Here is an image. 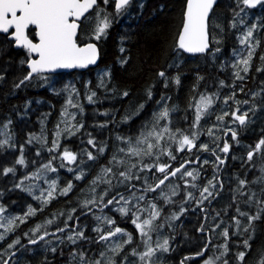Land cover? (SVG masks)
Wrapping results in <instances>:
<instances>
[{
	"label": "trees",
	"instance_id": "obj_1",
	"mask_svg": "<svg viewBox=\"0 0 264 264\" xmlns=\"http://www.w3.org/2000/svg\"><path fill=\"white\" fill-rule=\"evenodd\" d=\"M185 3L186 0H131L122 14H116L114 0L108 4L98 0L99 8L91 11L80 25L77 42H94L99 48V64L85 71L42 74L45 79L34 77L19 88L14 85L27 75L25 63L21 61L26 62L28 53L13 49L7 37L0 34V141H8L0 147V207L4 208V212L0 213V225L6 226L8 220L15 217L25 220L22 224L16 220L19 227L8 232L10 241L14 238L20 240L11 248L16 254L8 264H81L79 255L73 258L72 253L82 252V245L86 243L97 248L99 255L105 242L99 241V235L104 230H110V226L103 223L100 233L94 231L93 226L97 224L93 217L95 207L123 192L129 185L134 189L144 186L147 174H158L155 168L141 172L139 169L142 164H167L172 169L185 161L197 159L194 173H198V176L191 180L202 185L217 175L223 184L222 191L218 192L210 209L211 214L218 216V225L227 222L232 224L233 216H240L237 208L244 209L246 220L248 216H261L260 221H252L251 226H247L248 230H257V235L248 239V249L239 243L234 227L233 241L227 245V252L224 251L225 241H213L218 258L216 264H257L260 254L264 252V211H261L264 209V179H259L264 176L260 170L264 166V152H254L252 161H248L247 153L253 151L255 145L264 139V60H261V56H264V4L249 9L242 0H217L208 22L210 49L205 54L192 56L177 47ZM100 9L104 10L102 16L107 14L112 22L106 35L95 40L92 36L96 26V12ZM253 25H256L255 29H252ZM249 29L253 31L250 42L258 43L257 50L252 54L249 71L240 75L243 79H237L225 62L229 55L240 48L239 39ZM161 71L166 74L167 87L165 78L158 75ZM105 72L109 75H104ZM176 77H179V84L173 82ZM102 80L103 86H100ZM149 90L152 92L151 99L147 95ZM125 91L129 93L128 96H123ZM93 92L95 96L89 102L88 97ZM202 95L210 96L213 104L196 127H193L196 103ZM69 98L77 107L68 106L67 114L62 115ZM141 104L144 105L143 109H140L138 115H133ZM245 104L249 106L245 125L238 123L237 128L232 129L230 124L234 119L231 113L238 109V105ZM165 108L169 114L166 119L160 120L159 127L167 126L173 133L179 129L190 137L192 133H198L194 148L177 151L179 145L165 134L162 148L171 151L174 160L160 154L158 150H154L151 157L128 156L120 151L128 146L118 137L131 139L135 144L136 138L152 127L153 114ZM226 112L229 115L224 116L223 121H218L217 117ZM126 116L130 119L125 121ZM65 124L79 131L64 136L65 130L62 127ZM210 128L213 130L211 136L208 134ZM59 130L62 132V145L77 156L76 161L70 165H66L62 159L53 160V153L49 151L53 147L54 134ZM230 130L237 133L236 140H232ZM179 138L180 133H177ZM90 139L95 146L88 143ZM225 141L230 144L227 154L220 151ZM202 144H207L209 151L202 150ZM101 147L104 148L103 153L98 151ZM88 152L93 154L94 160L88 159ZM113 156L124 163L109 164ZM21 157L25 161L23 165L16 163ZM217 157L223 159L224 164H219ZM49 163L55 171L41 169L43 175L36 177L40 167ZM132 164L137 165L132 172L139 179L120 183L124 178L119 173L127 171ZM8 167H13L15 171L5 175L3 169ZM103 167L112 168V173L105 177L111 180V186L98 183L93 194L90 190L93 187L91 182ZM81 172L83 178L77 180L76 176ZM241 180L247 182L243 188L240 187ZM70 181L72 190L66 196L60 195V190ZM177 181L179 186L176 190L179 193L168 198L170 202L166 203L157 197L149 198L148 193L143 201L136 203L137 207L147 208L155 204L160 213L173 215L178 207L175 198L185 196L188 188L195 190L192 185L185 184L184 180ZM53 182L56 184L54 198L44 205L42 198L47 197ZM18 183L25 187H17ZM106 190L108 195L100 201L99 197ZM93 196L96 204L83 207V202L93 199ZM249 197L252 199L249 200ZM30 207L36 210L35 215L26 216ZM194 211L199 213L198 208H194ZM82 215L84 217L76 220ZM106 217L115 221L112 228L119 225L131 233L134 239L138 237L131 215L123 216L117 210H111ZM49 219L53 220L51 226L46 225ZM192 219L197 228L201 219ZM187 223L181 224L182 231ZM38 224L43 226L41 228L48 226L52 231L59 228L65 230L49 237L48 248L44 247L43 241L29 245L28 242L36 237L28 238L25 234ZM81 224L86 227L85 238H78L73 244L65 237V226L79 227ZM157 230L169 241L170 251L162 255L163 262L175 264L174 222L170 220ZM123 238L118 236L113 241L109 240L105 257L97 256L96 252L89 259L104 260L105 264L106 258L116 259L112 248ZM5 251L6 246L0 244V264L4 261ZM241 251L245 253L244 261L237 259ZM87 258L85 256V260Z\"/></svg>",
	"mask_w": 264,
	"mask_h": 264
},
{
	"label": "snow or ice",
	"instance_id": "obj_2",
	"mask_svg": "<svg viewBox=\"0 0 264 264\" xmlns=\"http://www.w3.org/2000/svg\"><path fill=\"white\" fill-rule=\"evenodd\" d=\"M104 4H108L110 0H103ZM131 0H114L115 12L116 14H122L124 10L130 5ZM216 3V0H187L186 10L183 14V27L179 33V39L177 43V47L179 49H183L185 52L188 53H203L209 49V38H208V19L209 13L213 9V5ZM242 3L247 8H255L257 5L264 4V0H242ZM99 5L97 4V0H0V33L7 34L8 38L14 41V45L19 48H23L28 53V60H27V67L30 69L27 75L23 77L19 83L15 84L14 87L19 88L21 85L25 84L26 81L32 80L34 77L45 79L42 76L43 73L53 71L55 69L60 68H84L90 64H95L98 58V51L95 44L88 43L87 45L81 47L77 43V30L80 27L79 21L81 18L87 19L85 17V13H88L90 9H98ZM104 12L103 9H100L96 12V26L93 31L92 38L95 40H100L102 36L106 35L107 29L111 25V20L107 14L102 16ZM234 26V25H233ZM256 25L252 26V29H255ZM30 29L34 32V36L30 38ZM249 29L246 35L241 39V43L245 44L252 37L253 31ZM34 40H38V42H34ZM249 54L248 57L245 59L240 60L238 63L243 64V71H248V65L251 60L254 48L250 45L249 46ZM124 49L122 48L121 51ZM219 51V49H217ZM33 54H35L38 58H33ZM261 60H264V56H261ZM126 61H122L124 63ZM21 63H25V61H21ZM260 71V69H257ZM104 75H109V73L105 72ZM161 78H165V87L168 86V81L166 78V74L161 71L158 73ZM237 79H243L239 75V72L236 73ZM174 83L179 84V77L174 78ZM223 84V82H221ZM103 86V80L101 81V85ZM129 93L125 91L123 96H128ZM149 99L152 98L151 90L147 93ZM95 96L93 92L92 95L88 97L89 102H92V98ZM159 103V102H158ZM227 103V100L225 101ZM239 103V102H237ZM244 103H247L245 101ZM213 104V100L210 96L202 95L200 100L196 103V119L193 124V127H196V124L200 121L201 117L207 113L210 106ZM77 107L76 104L73 103L72 99L69 98L67 101V105L65 108V112L62 115L67 114V107ZM144 105L141 104L139 108L136 110L133 115H138L140 109H143ZM82 110V109H81ZM239 109L235 112H232L231 115L235 121H238L240 125H245L247 121L248 113L245 112L243 114L238 115ZM168 109L165 108L159 113H154L152 118V127L148 129L146 132H142L139 137L136 138L135 144H133L131 139H125L122 137H118V139L123 140L125 144H127V149L121 148L120 151L125 153L128 156H135V157H142L148 156L151 157L154 155V150H158L160 154L167 155L171 159H175V156L172 155L171 151H168L167 148H162L161 142L164 140L165 134H168V139L175 141L179 147L177 151H182L185 148L191 150L196 146L195 141L198 137V133H192L191 137L189 135H184L180 132L179 129L176 130L175 133L171 132L167 126L162 128L159 127V122L161 119H166L168 117ZM229 115V113H224V115L218 116V121H223L224 116ZM130 119V117L126 116L125 121ZM79 131V129H76ZM231 131L232 140H236L237 133L234 130ZM177 133H180V138L177 139ZM59 131L57 132V136H59ZM74 134V133H69ZM208 134L211 136L213 135V130L210 128L208 130ZM7 140L0 141V147H3L7 144ZM89 144L95 146L93 140L88 141ZM59 146L58 140H53V148L49 149V151H55L56 148ZM146 146V147H142ZM264 139H261L256 145L253 151H249L247 153L248 161H252L254 157V152H264ZM200 148L204 151H209L207 144L200 145ZM99 152L103 153L104 148L101 147L98 149ZM223 153L227 154L230 151V144L225 141L223 143V147L220 149ZM39 154V153H38ZM213 155H215V151H213ZM62 160L67 161L68 163H73L76 161L77 156L73 152L65 149L61 156ZM264 158V156H262ZM88 159L94 160L95 157L91 152H88ZM157 160H159V155H157ZM219 164H224V160L217 157ZM115 162L117 165L123 164V160H117L115 156H113L112 160L109 161V164ZM17 164L23 165L25 163L24 159L21 157L17 159ZM185 163H182L180 167L172 169L170 165L167 164H142L140 167V171L144 170H151L155 168V170L159 173L163 174V178L158 180V183L155 186L149 185L144 189L145 192H156L157 189H160L161 185H164L166 181L169 180V177H175L178 173H181V170L184 169L182 175L191 177L195 180L198 176V173H194L193 171H187L185 168ZM204 163H208V161H204ZM63 166V165H62ZM136 164H132L128 167L127 171H122L119 173L121 177L124 179L120 181V183H124V181L131 180L133 178L139 179V176L133 175L132 169L136 168ZM43 169L55 171V169L51 168V164L43 165ZM261 172L264 173V166L261 167ZM15 169L13 167L4 168L3 172L5 175L8 173L14 172ZM71 171V169H70ZM112 173L111 167H103L101 169V173L98 174L93 181L91 182L93 187L90 189L91 192L95 193V185L98 183H106L111 186V180L105 179L106 176H109ZM27 178V177H26ZM83 172L76 176V179H82ZM259 179H264V176L260 177ZM187 184V181H185ZM240 187L243 188L247 183L244 180H241ZM195 187V185H192ZM210 186L214 187L209 182V186H206L201 191V197L203 199H207V196L204 194L207 193L208 196H211L212 193L210 191ZM20 187V185H17ZM72 182L70 181L68 185L60 190V195H67L72 190ZM56 191V184L53 182L50 185V190L47 193V197L42 198V203L47 205L50 199L54 198V192ZM175 189L172 190V195H175ZM108 195V191L106 190L103 195L99 197L100 201L104 200V197ZM119 195V199L116 196H113L111 199L107 200V203L104 205L107 207L108 205L112 204H120L121 201L123 202V206L118 207L116 210L121 213L123 216L131 215L132 223L134 224L136 230L140 233L141 237H147L148 231L152 230L153 220H155L159 215L160 212L157 210L155 204H151V212L149 218L141 219L140 212L144 211L137 207L136 204L132 202L135 200L138 204L139 201H143L145 199L144 195L137 196L135 192H133L130 196L125 197L122 194ZM160 195L164 197L165 202H170L168 197L161 192ZM43 196V194H42ZM188 196H191V193H188ZM252 197H249L251 200ZM257 203H261L257 201ZM89 204H96L95 196L91 200H85L83 202V207L87 208ZM136 209L135 211L133 209ZM34 209L31 207L29 208L28 212L25 214L26 216L35 215ZM75 211V210H73ZM264 211V209H261ZM4 212V208L0 207V213ZM237 212L241 216L247 215L240 211L237 208ZM71 219V217H69ZM176 217L173 216V219ZM259 214L256 216H248L249 220V227L251 226L252 221L259 219ZM98 221L106 223L110 226V230L106 233H101L99 235V241H108L111 238L116 237L118 234L120 236H126L127 239L123 240L122 243H117L114 248H112V252L114 254L119 253V251L123 248L124 244H130L132 242V234L126 232L120 227L111 226L115 225V221L108 218V217H96ZM235 219V218H234ZM19 220L22 224L25 222L24 218L22 217H15L9 219L5 228L4 233H0V240L5 239V235L8 232L14 231L15 227H19V224H16L15 221ZM53 220L46 221V224H52ZM237 225H239L240 221L236 220ZM42 225H36L34 229L31 231L33 234L38 232ZM146 229L148 231H146ZM65 229L59 228L57 231L63 232ZM94 231L100 233L101 229L97 227ZM247 231V228H245ZM48 233L45 232L44 235L39 236L38 239L43 240L44 236ZM27 235V233L25 234ZM222 235L227 240L229 233L228 230L225 229ZM84 239L83 232H76L75 238L74 236L70 235L67 239L75 244L76 239ZM19 243V239L12 241V243L8 244V248H13L16 244ZM29 243L35 244L37 240L33 239L30 240ZM147 250L141 254H139L141 261H144L146 257H151L154 255L155 249L148 246V240L144 241ZM245 247H250L249 241H244ZM168 241L164 240L163 244H158L157 248L159 250L168 251ZM227 245L224 246V251L227 252ZM55 251V249H53ZM133 255H137L136 251L133 250ZM79 255L81 264H84L85 261V254L83 252L76 253L73 252L72 256L75 258ZM197 255H203V252L198 253ZM101 257H105V253H100ZM218 259V258H217ZM237 259L240 261H244L245 253L243 251L237 254ZM7 264V261L4 262ZM89 264H105L104 260H95L89 262ZM106 264H116L114 260L111 258H106ZM183 264V262H182ZM204 264H213L212 260H205ZM227 264V262H225ZM257 264H264V252H262L257 260Z\"/></svg>",
	"mask_w": 264,
	"mask_h": 264
},
{
	"label": "rangeland",
	"instance_id": "obj_3",
	"mask_svg": "<svg viewBox=\"0 0 264 264\" xmlns=\"http://www.w3.org/2000/svg\"><path fill=\"white\" fill-rule=\"evenodd\" d=\"M244 36H245V34H242V36L239 39L240 48L234 54L229 55L227 61L225 62V65L227 67H231V72L234 73L235 75H236L237 72H239V75L245 73L243 71L244 65L243 64H240L238 62L240 60L245 59V58L248 57L249 50H250L249 46L251 45L254 48V51L253 52H256V50H257L258 43L257 42H253L251 44V42H250L251 38H249V40L247 41V43H245V44H242L241 43V39ZM254 55H255V53H254ZM251 60H252V57H251ZM251 60H250L249 65H248V71H249L250 66H251ZM238 109H239L238 115H240V114H243L245 112H248L249 106H247V104H245V105H238ZM238 123H239L238 121L233 120L231 122V124H230L231 125V128L232 129H236ZM62 128L65 130V135L64 136H70V135H72V134H69L70 132L71 133H75L76 132V127H71L68 124H65ZM57 132H55V134H54V140H58L59 146L56 148L55 151H52V153L54 155V156L52 155V159L55 160V161H57L59 159H62L61 158L62 153L66 149L62 145V142H61V139L63 138L62 137V132L59 130V133H60L59 136L56 135ZM43 165L40 167V173L38 172V174H36V177H39V176L43 175V172L41 171V169H43ZM51 168H52V166H51ZM195 168H196V166L194 168L193 167H187L186 170L187 171H193V172H195L196 171ZM183 171L181 172V175H180V177L177 180L182 179V180H184V183H185V181H187L189 179L187 181V184H190V185H195L196 184L197 186L196 185H195V187L192 186L195 190H192V189L188 188L185 196H183L182 198H177L176 201L181 205L182 203L193 201V199L195 200L196 198H199L200 200H203V198L201 197V191L203 190L204 187L209 186V182L210 181L209 182H205L202 185H199V183H196L193 180H191V177L183 176L182 175ZM44 173L46 174L47 172L45 171ZM216 176L217 175H214V177H213V179L211 181V184L214 186V187H211L210 186L211 193H214L216 191V189L218 188V185L214 181L216 179ZM33 177H35V176H33ZM177 180L174 183L171 182L170 184L166 185L165 188L162 187L163 189L160 188L158 190V192H157L156 197L159 198L162 201L165 200L164 197H162L160 195V193L163 192L168 198H170L172 196V190L175 189V191H176L177 186H179ZM149 182H150V179L144 181V186L147 185ZM32 183H33V181H32ZM18 185H20L21 188H24L25 187V186L21 185L20 183H18ZM26 187H27V184H26ZM134 190L136 191L137 189H133L131 192H128L124 196L125 197H128L127 195H131L133 192H135ZM221 191H222V189L220 191H218V192H221ZM188 193H191V196L190 197L188 196ZM136 195L137 196H140V195H142V193H136ZM204 195L207 196V197H209L207 193H205ZM132 203L133 204H136L137 202L134 200ZM121 206H123V202L122 201H121L120 204H115L114 203L113 204V207H111V209L112 210H116L118 207H121ZM156 207L158 208L157 205H156ZM140 209H143L144 210V211H142V212L139 213L140 216H141V219L149 218L150 212H151L150 205L147 208L141 207ZM240 211L243 212L244 209L243 210H240ZM159 212H161V211H159ZM250 215H252V214H250ZM256 215H252V216H256ZM173 216H176V214H173V215H170V214L169 215H164L163 213H160V215L158 216V219L156 218L155 220H153L152 230L148 231L146 229V231H148V236L147 237H141L140 233L136 230L138 237L135 238V239L133 238L132 239V242L130 244H124L123 248L119 251V253L114 254L116 256V259H114V261L116 262V264H166L165 262H163L162 255L164 256L166 253H168V251H170L169 250V241L167 240V237L166 236L163 237L162 235H160L158 233V230L157 229L160 228V226L163 227L166 224V222H168L170 220L174 222L176 220V218L173 219ZM93 217L97 221V224L95 226H93V228L96 229L97 227H99L100 229H102L104 224H103V222L98 221L96 219V217H106V215L102 214V212H97V213H95L93 215ZM235 217L236 216L234 215L233 216V223H232V226L231 227L232 228L233 227L235 228V232H236V234H237V236L239 238V243L244 244V241L245 240L253 239L257 235V230H255V229L248 230V228H247V226H249V225H247V222L249 223L248 218L246 220L244 218V216H241V215L239 217L237 216V218H235ZM78 218H76V220H78ZM49 220H51V219H49ZM236 220H239L240 221L239 225H237ZM260 220H261V216H260L259 219L254 220V221H260ZM222 224L226 225L225 223H222ZM46 225L51 226V225H53V223L52 224H46ZM106 225H108V224H106ZM245 228H247V231H245ZM32 229H34V228H32ZM82 229H83V226L79 230H76V231L69 232V233L65 234V237H68V236L72 235L75 238V233L76 232H83ZM31 230L26 235L28 238L36 237L39 234V232H40V230H39L38 232H36L35 234H33V232ZM107 231L108 230H104L102 233H106ZM84 232H85V229H84ZM258 233H259V231H258ZM262 234H264V231L262 232ZM118 236H120V235L118 234L116 237H118ZM116 237H114V238H116ZM123 237L124 238L122 240H126L127 239L126 236H123ZM114 238H111L110 241H113ZM262 238H263L262 241H263V244H264V235H263ZM122 240L121 241L118 240L116 242V244L117 243H122L123 242ZM145 240H148V246H150L153 249H155V252H154V255L153 256L146 257L144 261H141L139 254H141V253H143V252H145L147 250V247H146V245L144 243ZM164 240H167L168 241V246H167L168 247V251L159 250L157 248V245L158 244H163ZM110 241L108 240V241H105L104 242V244H103L104 246L100 250L101 252L106 253V251H107L106 245H108L110 243ZM43 242H45L44 243V247L45 248H48V244H49L50 241L45 240ZM142 246H143V248L140 249ZM248 248L249 247H247L246 249H248ZM81 250L85 254V256L88 257L84 261V264H89V262L95 261L94 259H89V258H90L91 255H94L97 252V248L95 249L94 246H92L89 243H86V244H83L82 245ZM133 250L136 251L137 255H133L132 254ZM96 254H97V256L101 257L100 254L98 255V252ZM110 258L113 259L112 257H110ZM207 260H210V259H207ZM204 262H205V260L201 264H204ZM214 263L215 262L213 261V264Z\"/></svg>",
	"mask_w": 264,
	"mask_h": 264
},
{
	"label": "flooded vegetation",
	"instance_id": "obj_4",
	"mask_svg": "<svg viewBox=\"0 0 264 264\" xmlns=\"http://www.w3.org/2000/svg\"><path fill=\"white\" fill-rule=\"evenodd\" d=\"M83 20L80 22V25L82 24ZM1 35H4V34H1ZM5 36L8 39V36L7 35H5ZM32 36H34V32L31 31V29H30V38H32ZM9 41L11 43L12 48L15 49L14 48V41H12V40H9ZM35 41L36 40H34V42ZM16 50L25 51L27 53V51L23 48H19ZM27 60H28V58H27ZM25 64H26V62H25ZM26 71H27V69H26ZM27 73H28V71H27ZM190 162H192V161H190ZM65 164H66V162H65ZM70 164L71 163H67L66 165H70ZM179 165H177V166H179ZM196 165H197V163L196 164L191 163L188 166H185V168H187V167H193L194 168ZM177 166L173 167L172 169L176 168ZM172 169H170L169 171H171ZM183 170L184 169H182L181 172ZM157 173L158 174H156L155 176L147 174L146 180L150 179V182L145 186L136 188L137 191L142 192V195H144V197H145V194L150 193L148 195V197L155 199L159 189H157L156 192H151V191L145 192L144 189L146 187H148L149 185L155 186V184L158 183V180L163 178L162 173H159V172H157ZM180 175H181V173H178L175 177L169 178V180L166 181L164 185H161L160 188L161 189H163L162 187L165 188V186L170 184L171 182L174 183L180 177ZM216 184L218 185V188L216 189L217 191L212 193L211 197L209 196V197H207V199H203V200L196 198L195 200L193 199V201L185 202V203H182L181 205L178 203V205H177L178 207H176V212L174 213V214H176V216H175L176 220L174 221L175 242L173 245V259H174L175 264H182V262H183V264H201L204 260H207V259H210V260L212 259V261L215 262L214 264H216V262H217V259H216L217 258V251H216V248L213 244V241L222 239L223 241H225L226 245H228L229 243H231L233 241L232 240V237H233L232 232H233L234 228L231 227L232 224H228L229 222H227V223H225L226 225H224V224L218 225V223H219L218 216L210 213V209L213 206L215 199L218 196V191H220L223 188V184H222L219 176L216 177ZM177 188H178V186H177ZM133 189H134V187L132 185H129V186H127V189H125L123 192H119L118 194L126 195L128 192H131ZM178 193H179V191L176 190L175 196H177ZM113 196H116L117 199H119V195L116 194ZM127 196H130V195H127ZM111 198H109V199H111ZM175 200H177V197L175 198ZM106 203H107V201L104 202L102 205L95 207L93 210L96 211V213L102 212V214L107 215V213L112 210L111 207H113V204L105 207L104 205ZM196 204L198 205V207L196 206ZM187 205L189 207H185ZM194 208H198L199 213L197 211H194ZM181 210L185 211V213H182ZM81 217H84V216L82 215L79 218H81ZM187 217H189L190 219L186 220ZM192 217L194 218L195 221L197 219H201L197 228H196V225L194 224ZM183 221L186 223L188 221V223L186 224V226L184 227V229L182 231V225L181 224L184 223ZM81 225L83 226L82 231L85 235V233H86V227H84L85 224H81ZM81 225L79 227H77L76 225L71 226V227L66 225L65 226L66 231L64 233L67 234V233H69V231L73 232V231L79 230L82 227ZM116 227H119V225H117ZM84 229H85V232H84ZM225 229H227L228 233H229L227 240L222 235V233L224 232ZM4 231H5V228H0V233H4ZM55 231H57V230H55ZM45 232H47L48 234L45 236V238L43 240H40V242L48 240L49 237H51L52 233H53V231L50 229V227L47 226L45 228L40 229V232L36 236V238H38L41 235H44ZM57 233H58V231H57ZM16 239H18V238H14L12 241H14ZM12 241H10V239H9V233H7L5 235L4 240H0V244L6 246V251L4 254V256H5L4 261L9 254L14 252L12 249L8 248V244L12 243ZM201 252H203V255H200L199 257H194V255H197L198 253H201Z\"/></svg>",
	"mask_w": 264,
	"mask_h": 264
},
{
	"label": "water",
	"instance_id": "obj_5",
	"mask_svg": "<svg viewBox=\"0 0 264 264\" xmlns=\"http://www.w3.org/2000/svg\"><path fill=\"white\" fill-rule=\"evenodd\" d=\"M216 1H217V0H216ZM97 4H98V0H97ZM186 5H187V0H186V3H185L184 12H185V10H186ZM214 6H215V4L213 5V8H214ZM244 6H245V5H244ZM258 6H259V5H257L255 8H257ZM114 7H115V6H114ZM245 7H246V6H245ZM246 8H247V7H246ZM255 8H249V9H255ZM212 10H213V9H212ZM212 10H211L210 13H209V17H210V15H211ZM91 11H93V9H90L88 13H85V17H86ZM184 12H183V14H184ZM83 19H84V18L82 17V18H81V21H82ZM81 21H79L78 23H80ZM208 21H209V19H208ZM182 27H183V21H182V26H181V28H180V31L182 30ZM79 29H80V27H79L78 30H77V37H78V34H79ZM180 31H179V33H180ZM207 31H208V28H207ZM0 34H4V33H0ZM4 35H7V34H4ZM77 37H76V39H77ZM208 38H209V49H210V36H209V32H208ZM8 39H9V38H8ZM178 39H179V34H178V37H177V43H178ZM9 40H11V39H9ZM35 42H38V40H36ZM77 43H78V42H77ZM88 43L95 44L94 42H86V43H83V44H79V43H78V45L81 46V47H83V46L87 45ZM95 45H96V44H95ZM96 47H97V51H98V58H97V61H96L95 64H90V65H88L87 67H84V68H60V69H55V70H53V71L45 72V73H43V74L71 73V72H73V71H85V70H87V69H89V68L96 67V66L99 64V62H100L99 48H98L97 45H96ZM14 48H15V49H19V47H16L15 45H14ZM209 49L206 50V51L203 52V53H188V52H185L183 49H179V50H180L181 52L187 54V55H192V56H193V55H202V54H205V53H207V52L209 51ZM33 58H38V57H36L35 54H33ZM25 66H26L27 71H30V69L27 67V61H26ZM65 162H67V161H65ZM184 163H185V162H184ZM189 164H191V162L187 161V163L185 164V166H187V165H189ZM192 164H196V160L193 161ZM180 165H181V164H180ZM180 165H179L178 167H180ZM178 167H176V168H178ZM174 169H175V168H174ZM171 177H172V176H170L169 178H171ZM45 236H46V235H45ZM45 236H44V238H45ZM38 238H39V237H38ZM38 238L35 239V240H37V242L40 240V239H38ZM28 244H29V245H34V244L29 243V242H28ZM15 254H16V252H13V253H11V254L6 258L5 261H7V264L9 263V260H10ZM199 256H200V255H194V257H199ZM5 261H4V262H5ZM4 262H3L2 264H4Z\"/></svg>",
	"mask_w": 264,
	"mask_h": 264
},
{
	"label": "bare ground",
	"instance_id": "obj_6",
	"mask_svg": "<svg viewBox=\"0 0 264 264\" xmlns=\"http://www.w3.org/2000/svg\"><path fill=\"white\" fill-rule=\"evenodd\" d=\"M259 6H260V5H259ZM259 6H258V7H259ZM258 7H257V8H258ZM255 9H256V8H255Z\"/></svg>",
	"mask_w": 264,
	"mask_h": 264
}]
</instances>
